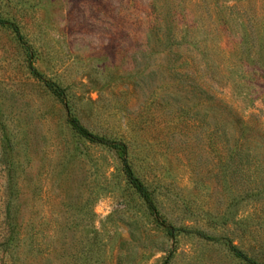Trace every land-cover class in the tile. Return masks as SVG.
<instances>
[{
    "label": "rangeland",
    "instance_id": "1",
    "mask_svg": "<svg viewBox=\"0 0 264 264\" xmlns=\"http://www.w3.org/2000/svg\"><path fill=\"white\" fill-rule=\"evenodd\" d=\"M0 18V264H264V0H0ZM68 108L127 144L155 207Z\"/></svg>",
    "mask_w": 264,
    "mask_h": 264
},
{
    "label": "trees",
    "instance_id": "2",
    "mask_svg": "<svg viewBox=\"0 0 264 264\" xmlns=\"http://www.w3.org/2000/svg\"><path fill=\"white\" fill-rule=\"evenodd\" d=\"M1 21V18H0ZM48 85L58 94L61 95L62 89L53 83H48ZM68 122L70 126L81 136H84L85 138L104 143L112 148H115L118 150L124 170L126 171V174L128 176L129 181L134 185V187L139 191V193L147 200L149 201L151 207H155L152 197L150 193L146 190L145 186L140 182L137 175L133 171V168L130 164V161L128 160V153H127V144L122 141L115 138H111L109 136H106L105 134H99L97 132L92 131L88 127H86L79 119L78 117L71 112V110L68 108ZM233 250L236 254L242 255V250L240 248H237L236 246H233Z\"/></svg>",
    "mask_w": 264,
    "mask_h": 264
}]
</instances>
